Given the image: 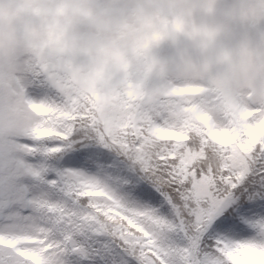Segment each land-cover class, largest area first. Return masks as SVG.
Segmentation results:
<instances>
[{"label": "snow or ice", "instance_id": "snow-or-ice-1", "mask_svg": "<svg viewBox=\"0 0 264 264\" xmlns=\"http://www.w3.org/2000/svg\"><path fill=\"white\" fill-rule=\"evenodd\" d=\"M16 87L37 119L0 151L44 163L21 162L0 189V264H264V104L101 91L65 68Z\"/></svg>", "mask_w": 264, "mask_h": 264}, {"label": "clouds", "instance_id": "clouds-1", "mask_svg": "<svg viewBox=\"0 0 264 264\" xmlns=\"http://www.w3.org/2000/svg\"><path fill=\"white\" fill-rule=\"evenodd\" d=\"M82 86L195 87L217 110L264 104V0H0V142L36 122L37 70Z\"/></svg>", "mask_w": 264, "mask_h": 264}, {"label": "rangeland", "instance_id": "rangeland-1", "mask_svg": "<svg viewBox=\"0 0 264 264\" xmlns=\"http://www.w3.org/2000/svg\"><path fill=\"white\" fill-rule=\"evenodd\" d=\"M21 162H27L32 165H39L44 163V161L40 158L31 157L27 158L19 153H8L4 151H0V189H3L5 194L7 192V188L9 182L12 181V171L13 168L19 165ZM25 183L30 184L31 181H25ZM56 199V197H53ZM12 221H5L0 219V226H3L5 223H11ZM22 224H27V221H21ZM66 264H103V259L100 256H92L90 259H83L80 256L72 255L65 258Z\"/></svg>", "mask_w": 264, "mask_h": 264}, {"label": "trees", "instance_id": "trees-1", "mask_svg": "<svg viewBox=\"0 0 264 264\" xmlns=\"http://www.w3.org/2000/svg\"><path fill=\"white\" fill-rule=\"evenodd\" d=\"M104 239L105 238H97L98 242L89 241L90 252H92L93 250H99L104 242Z\"/></svg>", "mask_w": 264, "mask_h": 264}]
</instances>
